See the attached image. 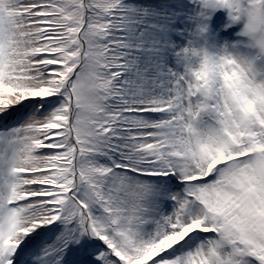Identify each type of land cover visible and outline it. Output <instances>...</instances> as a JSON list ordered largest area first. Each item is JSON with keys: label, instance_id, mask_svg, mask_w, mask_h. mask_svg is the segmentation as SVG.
<instances>
[{"label": "snow or ice", "instance_id": "1", "mask_svg": "<svg viewBox=\"0 0 264 264\" xmlns=\"http://www.w3.org/2000/svg\"><path fill=\"white\" fill-rule=\"evenodd\" d=\"M0 264H264V0H0Z\"/></svg>", "mask_w": 264, "mask_h": 264}, {"label": "bare ground", "instance_id": "2", "mask_svg": "<svg viewBox=\"0 0 264 264\" xmlns=\"http://www.w3.org/2000/svg\"><path fill=\"white\" fill-rule=\"evenodd\" d=\"M220 20L219 24L214 25L217 28H222L223 24L227 22V15L226 12L224 11H218L217 12V18Z\"/></svg>", "mask_w": 264, "mask_h": 264}, {"label": "rangeland", "instance_id": "3", "mask_svg": "<svg viewBox=\"0 0 264 264\" xmlns=\"http://www.w3.org/2000/svg\"><path fill=\"white\" fill-rule=\"evenodd\" d=\"M216 18H217V13L213 16V21L217 20Z\"/></svg>", "mask_w": 264, "mask_h": 264}]
</instances>
